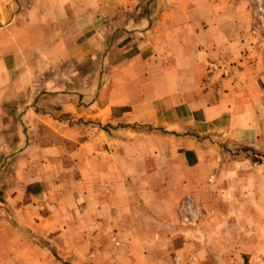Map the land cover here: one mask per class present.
I'll return each mask as SVG.
<instances>
[{
    "label": "crops",
    "instance_id": "crops-1",
    "mask_svg": "<svg viewBox=\"0 0 264 264\" xmlns=\"http://www.w3.org/2000/svg\"><path fill=\"white\" fill-rule=\"evenodd\" d=\"M250 15L248 0H0V264H219L206 229L174 219L185 196L200 215L220 201L193 131L264 147Z\"/></svg>",
    "mask_w": 264,
    "mask_h": 264
},
{
    "label": "rangeland",
    "instance_id": "rangeland-1",
    "mask_svg": "<svg viewBox=\"0 0 264 264\" xmlns=\"http://www.w3.org/2000/svg\"><path fill=\"white\" fill-rule=\"evenodd\" d=\"M140 1L144 4L150 0ZM248 2L251 10L248 35L263 36L264 0H248ZM209 67L213 71L217 69L215 63H211ZM137 130L140 144L146 145L152 141L155 146L163 144L157 136H163L166 133L160 129H148L139 125ZM152 130L156 137L142 136L145 132H153ZM192 134L211 149V151L207 150L205 160H213L219 165V169L207 173L209 176L207 183L211 184L214 181L210 180L211 174L217 175L219 187L211 192L212 195L213 193L219 195L220 201L203 200L202 203H197L202 205L200 215L199 210L194 207L192 198L188 199V196H185L184 201L179 203L180 207L183 204L184 208H180L174 224L180 225L181 221H184L186 225L192 226L196 223L206 229L208 234L202 236L197 234L198 240L205 245L214 243L215 249L208 250V255L214 253L213 256L219 264H264V184L262 181L264 179V147L241 144L218 131H210L202 137L194 131ZM259 181H261V187L258 185ZM255 184L254 187H248ZM260 190H262V197L254 199V193ZM208 192H210L209 189ZM248 194L252 195V199L251 196H247ZM205 197L202 196V198ZM210 229L218 232L210 234ZM211 236L214 237L213 240ZM112 240L113 245L118 247L119 242L115 238ZM115 242H118V245ZM204 254L206 257L201 260L202 264H205L207 259V253ZM93 261L96 263L95 258ZM174 261L177 263V258ZM107 262L100 260L97 264L111 263V261Z\"/></svg>",
    "mask_w": 264,
    "mask_h": 264
},
{
    "label": "built area",
    "instance_id": "built-area-1",
    "mask_svg": "<svg viewBox=\"0 0 264 264\" xmlns=\"http://www.w3.org/2000/svg\"><path fill=\"white\" fill-rule=\"evenodd\" d=\"M260 10H261V8H260ZM115 244L118 245V242H115Z\"/></svg>",
    "mask_w": 264,
    "mask_h": 264
}]
</instances>
